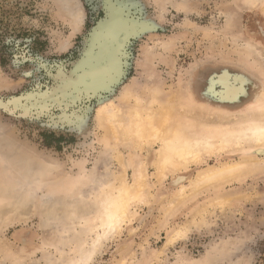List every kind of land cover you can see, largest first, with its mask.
<instances>
[{
	"label": "rangeland",
	"instance_id": "rangeland-1",
	"mask_svg": "<svg viewBox=\"0 0 264 264\" xmlns=\"http://www.w3.org/2000/svg\"><path fill=\"white\" fill-rule=\"evenodd\" d=\"M253 1L0 0V264H80L83 232L89 245L102 235L92 208L107 180L119 185V163L132 184L127 165L139 157L99 120L125 90L139 88L153 111L151 99L170 96L184 115L187 104L209 120L248 114L258 88L225 106L203 92L224 68L232 86L243 74L261 88L264 0ZM154 147L141 154L147 203L87 264H264V147L204 157L159 184ZM251 155L262 166L246 175L180 190Z\"/></svg>",
	"mask_w": 264,
	"mask_h": 264
},
{
	"label": "bare ground",
	"instance_id": "bare-ground-1",
	"mask_svg": "<svg viewBox=\"0 0 264 264\" xmlns=\"http://www.w3.org/2000/svg\"><path fill=\"white\" fill-rule=\"evenodd\" d=\"M236 79L239 81V86L234 87L230 84L229 75L224 68V72L217 75L215 80H210L207 84L208 87L203 92L209 100L217 104L218 102L238 101L239 96H247V88L254 90L258 88L259 92L255 93L252 101L253 107L249 109L248 114L236 116L232 121L220 117H215L216 120H209L206 116V118H200L197 114L199 109L190 106V104H187L190 107H188L190 115H184L182 114L184 112H179L180 110L178 111V108L173 105L170 96L164 97V100L161 98L160 101L153 99L154 102L151 99L152 103L160 106L159 110L153 111L151 104L146 103L147 94H145L147 97L144 99V95H139L136 92L139 88L135 90L132 87V89L122 93L121 101L123 104L115 105L109 110H103L105 112L99 120L102 122L103 130H105L109 140L127 145L128 148L136 150L140 155L138 154L139 157L136 161L130 159L127 165L132 170V184H127L124 181L126 166L123 163H119V185L116 186L113 182H109L111 180H107L108 191L106 190L91 211L96 224L102 228L103 233L95 239L93 238L94 240L89 245L90 240L88 241L87 238L92 236L90 234L93 231L90 230V236L86 235L85 231L83 232V240L77 246L82 250H79L82 253L81 257L79 256V262L82 264L90 263L92 257L100 253L102 241L113 236L120 224L135 214V205L147 203L150 197V192L145 188L147 163L143 161L141 156L146 145L158 146L150 161L154 167V177L158 184L162 183L168 176L178 173L181 169L193 163H200L204 157L229 151H243L244 153L249 151L251 153L253 150L264 147V82L259 88L258 84L246 75L240 74ZM215 84H219L222 89L219 93L216 92V87L214 88ZM146 91L148 89L145 90V93ZM140 94H144V89L143 93ZM203 111L206 114L207 112L212 113L214 110L204 109ZM260 162V159L251 155L241 158L240 162L209 167L197 172L193 178L180 187V190L183 191L185 187H189L191 191H197L207 186L218 185L221 182L229 183L261 167ZM182 180L184 178L179 176L173 183L177 184ZM177 200V198L172 199L170 204L172 205ZM122 261L123 258L118 260L117 264H121ZM68 264L78 263L70 260Z\"/></svg>",
	"mask_w": 264,
	"mask_h": 264
},
{
	"label": "water",
	"instance_id": "water-1",
	"mask_svg": "<svg viewBox=\"0 0 264 264\" xmlns=\"http://www.w3.org/2000/svg\"><path fill=\"white\" fill-rule=\"evenodd\" d=\"M103 60H104V57H103L102 61H103ZM102 61H101V63H102ZM100 67H101V65H100ZM199 96H200L201 99L203 98V94H202V92L199 93ZM245 97H247V96H245ZM245 97H244V98H245ZM240 102H241V101H240ZM240 102H236V103H234V104H239ZM234 104H233V105H234Z\"/></svg>",
	"mask_w": 264,
	"mask_h": 264
},
{
	"label": "snow or ice",
	"instance_id": "snow-or-ice-1",
	"mask_svg": "<svg viewBox=\"0 0 264 264\" xmlns=\"http://www.w3.org/2000/svg\"><path fill=\"white\" fill-rule=\"evenodd\" d=\"M258 154L264 155V150H260Z\"/></svg>",
	"mask_w": 264,
	"mask_h": 264
},
{
	"label": "flooded vegetation",
	"instance_id": "flooded-vegetation-1",
	"mask_svg": "<svg viewBox=\"0 0 264 264\" xmlns=\"http://www.w3.org/2000/svg\"><path fill=\"white\" fill-rule=\"evenodd\" d=\"M118 31H120V29H118Z\"/></svg>",
	"mask_w": 264,
	"mask_h": 264
}]
</instances>
